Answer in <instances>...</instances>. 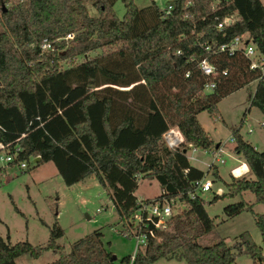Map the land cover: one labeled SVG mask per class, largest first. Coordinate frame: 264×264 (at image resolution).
<instances>
[{"label": "trees", "instance_id": "16d2710c", "mask_svg": "<svg viewBox=\"0 0 264 264\" xmlns=\"http://www.w3.org/2000/svg\"><path fill=\"white\" fill-rule=\"evenodd\" d=\"M92 0V16L84 0H0V142L16 161L34 166L51 161L67 186L94 177L105 189L121 227H127L137 206L138 176L154 179L166 197L179 196L183 206L172 214L168 228L156 231L134 260L119 264H150L159 258H182L186 264H234L247 255L252 264H264V214L252 212L240 200L223 207L226 218L243 210L253 213L261 244L247 231L227 245L223 238L199 239L214 229L199 194L186 192L202 171L188 163L178 149H168L162 133L176 127L183 146H212L196 115L217 117V103L227 94L257 78L240 54L206 56L201 43H222L246 34L264 58V4L260 0H170L164 14L154 1L139 8L122 0ZM189 2V4L187 3ZM234 20L217 30L224 16ZM73 33L68 42L64 36ZM46 38L52 50L41 48ZM99 51L98 54L90 55ZM82 57L75 62V58ZM208 58L226 75L211 92L201 90L204 76L198 61ZM66 62L69 66H63ZM185 73L187 75L185 76ZM264 123V86L256 81L247 95ZM245 113L243 114V116ZM241 121L231 127L233 153L252 176L223 182L214 197L250 191L264 203V151L256 150L239 133ZM5 171L0 167V173ZM212 175L218 177L213 168ZM63 229L54 224L45 245L26 241L11 244L0 235V264L33 258L51 250L57 258L48 264H116L95 230L74 241L68 250L57 244Z\"/></svg>", "mask_w": 264, "mask_h": 264}, {"label": "rangeland", "instance_id": "374dc122", "mask_svg": "<svg viewBox=\"0 0 264 264\" xmlns=\"http://www.w3.org/2000/svg\"><path fill=\"white\" fill-rule=\"evenodd\" d=\"M90 15L96 16L97 10L92 6V0H84ZM162 6L165 0H154ZM139 7H145L149 0H134ZM264 4V0H261ZM117 17L121 18L125 8L122 0H116L113 5ZM1 29V26H0ZM70 40H67L68 42ZM99 51L90 55L98 54ZM82 57L75 58V62ZM66 62L63 66H69ZM256 81H251L241 88L227 94L217 103L218 116L213 118L205 111L196 115L199 125L207 132L212 144L224 142L223 164L213 167L218 177L212 175V170L207 174L211 180V189L200 193L203 207L212 219L214 229L199 240L209 242L216 237L224 239L231 245L237 234L247 231L253 241L261 244V236L254 224L253 213L264 214V203L256 202L250 191H243L233 196L224 195L214 197L220 189L224 192L223 182L229 181V169L236 166L240 157L235 158L232 151L233 142L229 140L231 127L237 126L241 121L239 133L258 151H264V127L259 110L248 106L247 95L254 89ZM245 115L243 116V114ZM247 125L251 131L247 132ZM203 160H208L203 155ZM240 160V161H239ZM33 159L29 162V169L21 168L16 164L8 165L0 161V167L5 171L0 173V235L11 244L26 241L34 246L45 245L49 240L50 229L54 224L63 229V235L56 239L57 244L66 250L77 239L95 231L102 232V240L106 248L115 256L119 264L125 256L134 252L135 241L132 237L123 236L117 213L107 195L108 189L103 188L95 178H88L85 182L65 185L53 162L48 161L34 166ZM204 170L202 164H196ZM246 170V166L244 168ZM242 170L236 171L239 175ZM246 173L244 176H248ZM252 177V176H251ZM160 189L154 179L138 176V186L135 196L138 199L152 198ZM244 200L251 204L252 212L243 210L239 214L226 218L223 207ZM57 258L51 250L45 251L41 256L33 258L22 255L16 258V264H48ZM150 264H186L182 258H159ZM234 264H252L245 254L235 256Z\"/></svg>", "mask_w": 264, "mask_h": 264}, {"label": "built area", "instance_id": "2783aa9c", "mask_svg": "<svg viewBox=\"0 0 264 264\" xmlns=\"http://www.w3.org/2000/svg\"><path fill=\"white\" fill-rule=\"evenodd\" d=\"M169 1L165 0L163 5L160 6L164 14H168L171 9ZM187 3L189 4V2ZM233 20L234 15L232 14L224 16L216 23L215 28L220 30ZM73 38V33L64 36V40L66 41L72 40ZM200 46L208 57L215 54L228 56L240 54L247 61V69L257 72L258 76L255 81H260L264 86V58L258 53L254 44L248 39L246 34L235 35L228 41L222 43H201ZM41 48L43 50H52V43L44 38L41 42ZM197 65L200 73L204 76V82L201 87L203 92H211L215 88L217 78L226 75L227 72L226 69L218 71L216 66L206 57L200 59ZM186 75L187 73H185ZM259 125L264 127L262 121ZM246 131H251L250 125H247ZM161 137L164 145L168 149H178L181 151L190 165L196 166V164H202L204 166V170L201 169L203 175L201 178L191 182V189L185 193L186 196L192 199L196 194L209 191L211 189V180H209L207 174L213 167H216V164L224 163L222 159L224 142H218L207 148H200L190 144L183 146L182 135L176 127L168 128L162 133ZM229 140L233 142V137L230 136ZM16 155L17 152L14 154L5 152L3 150V144L0 142V161H5L8 164L16 160ZM203 155L208 160H203ZM15 164L21 168H26V161H16ZM241 165L242 163L239 162L229 170V173L233 176L244 175L246 171L239 175L233 174V170ZM221 193L220 189H218L216 194L220 195ZM182 206L183 204L179 196L166 197L162 190L152 198L137 199V206L130 217L128 226L124 227L121 233L125 237H132L135 241L134 252L130 255L131 262L134 260L137 252L147 246L149 239H155L157 242L160 241V238L156 235V231L166 230L172 214L177 208Z\"/></svg>", "mask_w": 264, "mask_h": 264}, {"label": "crops", "instance_id": "0c3cea01", "mask_svg": "<svg viewBox=\"0 0 264 264\" xmlns=\"http://www.w3.org/2000/svg\"><path fill=\"white\" fill-rule=\"evenodd\" d=\"M260 1H261V0H260ZM261 3H262V2H261ZM262 4H263V3H262ZM253 147H254V146H253ZM234 155H235V154H234ZM235 158H238V156L235 155ZM239 161H240V160H239ZM240 162L243 163V164H245L244 162H242V160H241ZM245 166H246V164H245ZM194 167H196V168H198V169L201 170V168H199L198 166H194ZM216 168H217V167H216ZM244 168H245V167L243 166V168H242L241 170H242V171H246L245 174L248 173L247 166H246V170H245ZM216 170H217V169H216ZM229 170H230V169H229ZM235 174H236V173H235ZM245 174H244V175H245ZM217 175H218V171H217ZM249 175H250V174H249ZM249 175H248V176H249ZM249 177L252 178L251 175H250ZM90 178H94V177H90ZM87 179H88V178H87ZM85 181H86V179H85L84 181H82V182H85ZM77 184H78V183H77Z\"/></svg>", "mask_w": 264, "mask_h": 264}, {"label": "bare ground", "instance_id": "6f19581e", "mask_svg": "<svg viewBox=\"0 0 264 264\" xmlns=\"http://www.w3.org/2000/svg\"><path fill=\"white\" fill-rule=\"evenodd\" d=\"M243 166L245 167V164H243V163H242V165H241V166H239V167L235 168V169L233 170V174H234V175H236V174H235V173H236V171H238V170H241V169L243 168ZM242 172H245V171H241V173H242Z\"/></svg>", "mask_w": 264, "mask_h": 264}, {"label": "water", "instance_id": "95a60500", "mask_svg": "<svg viewBox=\"0 0 264 264\" xmlns=\"http://www.w3.org/2000/svg\"><path fill=\"white\" fill-rule=\"evenodd\" d=\"M38 160H39V157H36V158L34 159L35 162H37ZM112 258L115 259V256L112 255Z\"/></svg>", "mask_w": 264, "mask_h": 264}]
</instances>
